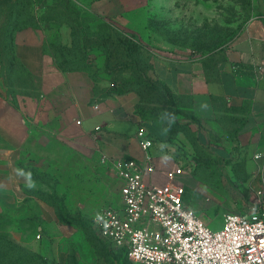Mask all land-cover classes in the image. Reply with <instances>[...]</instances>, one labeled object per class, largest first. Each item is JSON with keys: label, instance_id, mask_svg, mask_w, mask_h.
Returning <instances> with one entry per match:
<instances>
[{"label": "crops", "instance_id": "crops-1", "mask_svg": "<svg viewBox=\"0 0 264 264\" xmlns=\"http://www.w3.org/2000/svg\"><path fill=\"white\" fill-rule=\"evenodd\" d=\"M74 1L99 17L146 23L149 0ZM161 2L173 7L175 0ZM252 8L255 14L217 50L154 49L149 74L153 85L147 81L145 90H111L88 71L64 70L46 48L43 30L17 31L13 54L25 73L39 79L40 95L21 88L25 92L12 96L0 62V215L12 220L9 239L47 253L51 264H65L50 232L56 214L29 194L30 180L22 171L28 164L25 158L41 151L36 125L57 145V152L70 145L138 160H143V151L137 130L145 127L154 139V179L165 183V172L183 165L187 171L176 180L186 187V203L207 224L222 226L223 218L209 215L219 202L230 210L226 212L247 211L264 187V1L252 0ZM150 89L160 91L163 100L152 102ZM35 226L44 236H27ZM79 263L106 264L94 257Z\"/></svg>", "mask_w": 264, "mask_h": 264}, {"label": "rangeland", "instance_id": "rangeland-1", "mask_svg": "<svg viewBox=\"0 0 264 264\" xmlns=\"http://www.w3.org/2000/svg\"><path fill=\"white\" fill-rule=\"evenodd\" d=\"M247 1L175 0L171 7L161 0H149L146 23L124 24L115 18L99 17L74 0H0V60L7 72L9 90L25 92L21 84L27 83L21 64L12 53L14 36L21 30L15 27L17 21L44 31L46 48L58 67L88 71L118 90H145L147 81L153 85L149 74L154 49L166 46L194 53L217 50L255 14ZM33 86L31 89L29 82V93L37 97L38 78ZM155 91L148 90L151 101L163 100L162 93ZM34 129L43 133L39 135L41 151L25 158L28 164L22 170L30 180L29 194L48 203L56 214L50 232L65 264H80L89 257L102 259L106 264H114V259H123L119 264H134L124 260L128 256L120 248L103 241L93 225L99 209L119 203L121 178L101 163L100 150L79 151L68 145L57 152V145L47 140L41 126ZM212 186L225 189L224 185ZM219 203L209 215L221 221L230 210ZM6 226L0 217V264H51L47 253L12 242L4 230ZM39 232L44 236L35 226L26 234L33 238Z\"/></svg>", "mask_w": 264, "mask_h": 264}, {"label": "built area", "instance_id": "built-area-1", "mask_svg": "<svg viewBox=\"0 0 264 264\" xmlns=\"http://www.w3.org/2000/svg\"><path fill=\"white\" fill-rule=\"evenodd\" d=\"M137 137L143 160L100 150L101 163L122 183L119 203L93 217L98 236L126 251L134 264H264V187L247 211L226 212L222 226L212 228L186 203V187L176 180L187 169L178 164L158 183L154 139L145 127Z\"/></svg>", "mask_w": 264, "mask_h": 264}, {"label": "trees", "instance_id": "trees-1", "mask_svg": "<svg viewBox=\"0 0 264 264\" xmlns=\"http://www.w3.org/2000/svg\"><path fill=\"white\" fill-rule=\"evenodd\" d=\"M263 1H264V0H263ZM247 3H248V7H249V8H252V0H248ZM258 12H259L260 14H262L260 9H258ZM25 23H26L25 21H17V22L15 23V27H19L20 29L25 28L26 25H27V24H25ZM12 53H13V48H12ZM13 57H14V59H15L16 61H18V62L21 64L20 66H21V69H22L23 74H24L23 80L27 82L25 85L21 84V88L28 89V94H31V93H29V82H30V85H31V89H33V88H34V86H33L34 79L31 77V75H30L28 72H26L27 74L25 73V68H24L23 64H22L19 60H17V59L15 58L14 54H13ZM0 62H2V61L0 60ZM2 63H3V62H2ZM8 83H9V82H8ZM113 89H116V87H111V90H113ZM117 90H118V89H116V91H117ZM119 91H121V90H119ZM8 92H9L12 96H15V94H16V93H14V92H12V91H10V90H9ZM22 171H23V170H22ZM23 172H24V171H23ZM60 205H61V204H60ZM61 208H62V205H61ZM0 217H1L2 220H5V223L7 224V226L4 228V230L7 232L8 228L10 227V224H11L12 220H11L10 217H8V216L0 215ZM3 227H4V226H3ZM123 251H124V250H123ZM124 253H126V251H124ZM126 255H127V253H126Z\"/></svg>", "mask_w": 264, "mask_h": 264}]
</instances>
